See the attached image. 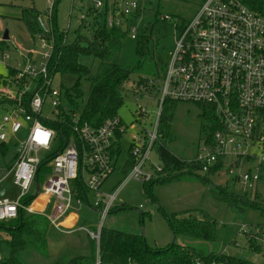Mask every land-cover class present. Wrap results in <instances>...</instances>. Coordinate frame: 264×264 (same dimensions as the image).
I'll return each mask as SVG.
<instances>
[{
	"label": "built area",
	"instance_id": "2783aa9c",
	"mask_svg": "<svg viewBox=\"0 0 264 264\" xmlns=\"http://www.w3.org/2000/svg\"><path fill=\"white\" fill-rule=\"evenodd\" d=\"M77 4L81 9L86 7L79 18L81 24L90 26L104 13L107 27L120 28L136 40L139 22L143 20V8L137 0H71L70 13ZM57 6V0H49L48 8L38 17L40 31L34 38L45 48L43 61L35 65L29 54H21L25 65L18 62L2 92L6 112L0 123V145L17 140V144H12L17 158L8 172L13 174L18 195L15 200H0V222L16 219L25 210L45 216L62 233L83 231L100 240L104 219L112 211L119 192L117 189L103 193L101 188L116 170L124 127L119 116L94 127L82 123L76 112L70 114L69 120L62 115L61 111L69 108L61 88L53 86L56 71L53 73L50 66L70 39L71 25L69 20L67 27L62 28L57 21L60 31L55 35ZM137 14H141L138 19ZM162 19L171 17L164 15ZM178 26V39L170 52L164 78L158 84L156 115L148 114L140 106V114L148 118L151 129L144 128L132 138L130 155L135 164L124 182L134 179L147 184L162 176L163 168L152 160V153L156 144L163 142L159 122L164 103L169 100L213 107L221 123V129L215 133V145L208 148L205 144L202 155L186 161L199 165L205 173L222 162L234 183L241 184L248 195L264 183V16L252 11L244 0H204L194 20L183 29ZM7 58L9 55L5 54L3 64ZM155 83L148 81V87L156 86ZM133 88L136 100L147 91L139 82ZM47 103L54 118L43 113ZM46 122L60 123L71 132L63 148L56 129ZM22 134L25 138L20 140ZM56 149L50 160L51 172L40 188L36 176L42 160ZM3 172L0 168V181ZM76 183L94 197L91 208L103 218L99 226L95 225L97 231L81 225H63L84 204L77 195ZM31 193L35 199L39 195L47 198L48 212L33 210L31 203L23 202ZM241 231L260 241L264 249V226Z\"/></svg>",
	"mask_w": 264,
	"mask_h": 264
},
{
	"label": "rangeland",
	"instance_id": "374dc122",
	"mask_svg": "<svg viewBox=\"0 0 264 264\" xmlns=\"http://www.w3.org/2000/svg\"><path fill=\"white\" fill-rule=\"evenodd\" d=\"M137 1L140 7H145L146 0ZM86 3L88 2L86 1ZM203 3L204 0H156L152 13L139 22L140 28L143 24H153V35L159 39V51L165 61L169 60L170 52L174 49L178 39L177 25L192 22ZM48 6L49 0H0V41L3 40L5 32L8 31L9 39L6 41L10 48L0 50V81L3 80L0 82L1 100L2 92L5 89L4 81L11 77V71L18 67V62L23 66L25 65L21 54H29L35 65H39L43 61L45 48L27 28L22 19V12L25 8H35L40 14H44ZM84 11H86V7L81 9L80 5L77 4L70 13L71 0H58V22L60 27L66 28L70 20V39L76 37L77 30L81 25L79 18ZM164 15H169L171 20H163L162 16ZM136 23L138 25V21ZM80 32L86 33L87 29L81 28ZM136 46L137 41L131 39L127 34L122 48L113 55V61L124 69L132 70V75L131 81L126 85L123 92L124 102L118 111V116L124 127L120 139L122 153L117 161L116 170L101 188L103 193L113 192L117 189L119 192L113 202L112 211L107 214L103 223L110 228L140 234L145 237L147 244L152 248L164 249L176 241L167 215L177 214L185 218L209 220L217 224L214 242L182 238H178L177 242L193 246L203 253L212 250L226 256L241 257L257 264H264V255L250 248L245 233L241 231L242 228L248 231L259 225L264 226V212L262 211L264 209V183L260 184L256 191L246 195L243 186L234 183L233 176L227 172L228 168H222L221 172L216 175H207L201 170L194 172V174H186L181 176L179 180L155 184L151 191L148 189L149 185L137 180L124 182L128 176L126 165L130 157L132 138L144 128L151 129L148 118L140 114V106L145 107L147 113L153 116L156 115L159 108L158 84L160 81L158 80L152 92L144 91L136 100L133 84H137L142 78H150L152 72L146 63L138 67L139 59ZM5 54L9 55V58L3 64L2 60ZM98 67L99 61H96L92 66V75L98 72ZM77 78L78 76L74 74L62 75L60 72H56L53 86L73 89ZM89 86L86 78L80 80L83 101L88 98ZM175 103L172 110L170 136L162 138V141L178 158L193 160L202 155L206 137L205 125L208 124L209 120L203 118L201 105L188 102ZM5 112V103L0 101V123ZM43 113L45 116L54 118L49 103L44 106ZM19 138L20 140L24 139L25 134L20 135ZM11 143L17 144V140L14 139ZM152 160L157 166L161 165L156 150L152 153ZM206 176L210 181L204 182L202 180ZM219 186L224 188L230 196L239 198L235 206H230L215 197L214 193L219 190ZM17 195L18 189L14 184L13 174L6 169L0 181V200H15ZM93 198L91 194L90 201ZM246 199L260 206H254L248 203ZM44 201H47V198L44 195H39L30 206L33 210L40 211L39 204L44 203ZM41 212H48V207ZM86 217L94 226H99L100 222L103 221L101 213L92 215V218L88 215ZM77 233L65 235L60 240L55 237L51 238L49 242L53 255L56 257L61 252H65L68 246H76L80 240L79 233ZM53 236L57 235L53 234ZM256 242L261 245L260 241L256 240Z\"/></svg>",
	"mask_w": 264,
	"mask_h": 264
},
{
	"label": "trees",
	"instance_id": "16d2710c",
	"mask_svg": "<svg viewBox=\"0 0 264 264\" xmlns=\"http://www.w3.org/2000/svg\"><path fill=\"white\" fill-rule=\"evenodd\" d=\"M155 1L146 0L142 11L143 18L152 13L155 8ZM244 2L252 11L264 16V0H244ZM39 15L40 13L35 8H25L22 12V19L33 37L40 31ZM140 15H135V18L138 19ZM105 19L106 15L103 13L97 16L90 26L85 23L81 24L76 37L68 40L61 48L60 53L54 56V64L52 63L50 66L52 71L60 72L62 75L74 74L78 76L73 89L61 88L67 106H70L67 111H61L62 115L69 120L70 114L76 112L79 114L82 123H88L94 127L118 116L119 108L124 102L123 92L126 85L131 81L132 75V70L124 69L113 61V55L122 48L127 33L120 28L107 27ZM54 20L55 23L58 21L56 13ZM185 26L186 24L183 23L178 28L183 29ZM81 28L87 29V32L81 33ZM58 31H60V27L56 23V36H58ZM153 32V24H143L136 38L138 67L146 63L152 70L150 78H142L139 83L144 84L147 90L151 92L156 86L148 87V81H161L164 78L168 62L165 61L159 51V39L154 37ZM8 48V42L1 40L0 50ZM96 61H99L98 72L92 75V66ZM13 75L14 72L11 71V76ZM82 78H86L90 84L89 95L85 101L82 100L83 93L80 90ZM4 84H6V80ZM0 101L5 103V100L0 99ZM175 104L169 100L164 103L159 122L161 138L170 136L172 110ZM198 105L202 107L203 118L209 120L208 124L205 125V144L211 148L215 145V133L221 129V123L212 106ZM46 124L56 129L58 143L60 148H63L64 141L69 140L72 136L69 129L60 123L46 122ZM57 150L46 155L42 160L36 176L40 188L51 172L50 160L55 156ZM155 150L163 168L162 177L145 184L149 185V191L155 184L179 180L183 175L200 171L199 165L178 158L167 148L164 142L156 144ZM117 153H121V150H118ZM16 158L17 152H14L12 144L3 143L0 145V168L3 171L9 170ZM134 164L135 160L130 155L126 165L128 174ZM222 168L223 164L219 162L206 174L216 175ZM163 175L167 176L163 177ZM202 180L204 182L210 181L207 176ZM76 187L77 195L84 200L80 224L83 227H89L91 231H97L96 226L91 225L90 220L86 217V215L91 217L89 213L93 214L90 195L78 186V183H76ZM214 194L217 199L228 203L230 206H235L239 201V198L230 196L220 186ZM34 199L35 195L31 193L23 202L30 204ZM247 202L254 206L259 205L251 203L249 200ZM262 211L264 212V209ZM167 220L176 241L164 249L152 248L147 244L145 237L140 234L127 233L104 225L101 229L100 240H95L86 232L80 231L78 232L80 239L78 244L68 246L65 252H61L55 257L51 251L49 240L53 237L60 240L67 234L57 231L45 216L22 210L16 219L0 222V264H257L241 257L226 256L212 250L203 253L193 246L177 242L178 238L214 242L217 226L215 222L185 218L177 214L167 215ZM53 234L57 236H53ZM247 240L252 250L264 255L263 247L256 242L255 238L247 237Z\"/></svg>",
	"mask_w": 264,
	"mask_h": 264
},
{
	"label": "crops",
	"instance_id": "0c3cea01",
	"mask_svg": "<svg viewBox=\"0 0 264 264\" xmlns=\"http://www.w3.org/2000/svg\"><path fill=\"white\" fill-rule=\"evenodd\" d=\"M9 44V43H8ZM17 151V149L16 148H14V152H16ZM121 153H122V151H121ZM121 153H120V155H121ZM120 155H119V157H120ZM119 159V158H118ZM222 170V169H221ZM221 170L219 171V172H221ZM218 172V173H219ZM217 173V174H218ZM91 196V195H90ZM40 206H39V210H40V212L41 211H44V209L46 208V206H47V204H46V201H44V203H41V204H39ZM91 210H92V212H93V214H90L89 213V215L91 216V218H92V215H94V214H97L98 212H96L95 210H93L92 208H91ZM81 211L79 212V213H76V212H74V213H72V214H70L67 218H66V220H65V225H66V227H74V225L75 226H80L81 224ZM67 235H69V234H67Z\"/></svg>",
	"mask_w": 264,
	"mask_h": 264
},
{
	"label": "water",
	"instance_id": "95a60500",
	"mask_svg": "<svg viewBox=\"0 0 264 264\" xmlns=\"http://www.w3.org/2000/svg\"><path fill=\"white\" fill-rule=\"evenodd\" d=\"M9 39V35H8V31L5 32L4 36H3V40L6 41ZM39 193V190H38V186H37V191L35 193V195L37 196ZM174 240H175V236H174Z\"/></svg>",
	"mask_w": 264,
	"mask_h": 264
},
{
	"label": "bare ground",
	"instance_id": "6f19581e",
	"mask_svg": "<svg viewBox=\"0 0 264 264\" xmlns=\"http://www.w3.org/2000/svg\"><path fill=\"white\" fill-rule=\"evenodd\" d=\"M63 225L66 226V225H65V222L63 223Z\"/></svg>",
	"mask_w": 264,
	"mask_h": 264
}]
</instances>
